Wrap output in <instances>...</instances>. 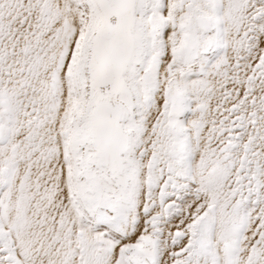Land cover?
I'll return each instance as SVG.
<instances>
[{
    "label": "snow or ice",
    "instance_id": "1",
    "mask_svg": "<svg viewBox=\"0 0 264 264\" xmlns=\"http://www.w3.org/2000/svg\"><path fill=\"white\" fill-rule=\"evenodd\" d=\"M0 264H264V0H0Z\"/></svg>",
    "mask_w": 264,
    "mask_h": 264
}]
</instances>
